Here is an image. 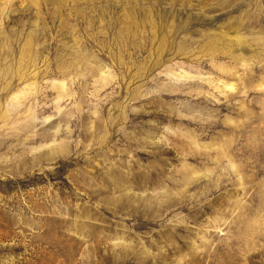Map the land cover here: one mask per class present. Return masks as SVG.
<instances>
[{
  "label": "rangeland",
  "instance_id": "1",
  "mask_svg": "<svg viewBox=\"0 0 264 264\" xmlns=\"http://www.w3.org/2000/svg\"><path fill=\"white\" fill-rule=\"evenodd\" d=\"M0 264H264V0H0Z\"/></svg>",
  "mask_w": 264,
  "mask_h": 264
}]
</instances>
